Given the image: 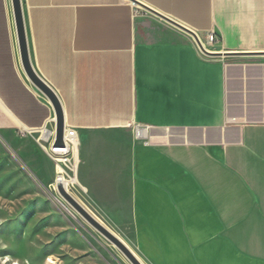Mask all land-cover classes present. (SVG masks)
<instances>
[{"label": "crops", "instance_id": "0c3cea01", "mask_svg": "<svg viewBox=\"0 0 264 264\" xmlns=\"http://www.w3.org/2000/svg\"><path fill=\"white\" fill-rule=\"evenodd\" d=\"M139 1L220 55L132 0H22L33 67L75 131L63 155L42 143L56 114L0 0V140L34 187L63 182L141 264H264V0ZM94 229L53 211L51 252L132 264Z\"/></svg>", "mask_w": 264, "mask_h": 264}, {"label": "rangeland", "instance_id": "374dc122", "mask_svg": "<svg viewBox=\"0 0 264 264\" xmlns=\"http://www.w3.org/2000/svg\"><path fill=\"white\" fill-rule=\"evenodd\" d=\"M25 136L27 134L18 132L19 138ZM42 143L49 146L52 141ZM18 167L26 170L28 181H35L36 177L24 166L17 147L0 140V264H81L80 257L72 263L73 258L67 262L65 253L51 252L49 217L58 210L62 216L94 227L61 196L56 186L45 189L39 185L34 187L33 183L24 185L19 181ZM106 240L110 248L119 250ZM49 257L54 263L47 260Z\"/></svg>", "mask_w": 264, "mask_h": 264}, {"label": "water", "instance_id": "95a60500", "mask_svg": "<svg viewBox=\"0 0 264 264\" xmlns=\"http://www.w3.org/2000/svg\"><path fill=\"white\" fill-rule=\"evenodd\" d=\"M135 4L145 8L146 10L168 20L169 22L181 27L182 29L189 32L194 36L201 50L206 55H220V53H214L209 50H206L199 38V36L193 30L186 28L182 24L176 22L175 20L155 11L149 6L143 4L139 0H132ZM12 8L15 20V28H16V37L17 44L19 50V58L21 62V66L23 71L27 75L30 82L37 87L51 102L53 109L56 114V127H55V138L53 140V145L57 147H63L65 145L64 142V134H65V118H64V110L59 100L57 94L53 91V89L37 74L35 71L33 64L31 62L29 47L27 42V34L25 28V19L23 13V5L22 0H12ZM58 192L61 196L71 205L73 206L81 216L98 232H100L103 236H105L109 241H111L127 258L132 264H141V262L134 256L131 250L112 232H110L107 228H105L94 216H92L85 208L82 206L67 190L63 182L59 181L56 185Z\"/></svg>", "mask_w": 264, "mask_h": 264}, {"label": "built area", "instance_id": "2783aa9c", "mask_svg": "<svg viewBox=\"0 0 264 264\" xmlns=\"http://www.w3.org/2000/svg\"><path fill=\"white\" fill-rule=\"evenodd\" d=\"M215 42H216L215 35L213 33H210L209 36H208V42L207 43L210 44V45H213ZM201 43H202L203 47L206 50H208L207 44L204 43L202 40H201ZM199 48H200V46H199ZM201 52L204 54V52L202 50H201ZM64 142H65V145L63 147H57V146L52 145V149H53L52 152L60 153L61 150H59V149L64 150V152L65 151L69 152L70 149H71V146L75 143V131L74 130L65 129ZM52 143H53V141H52Z\"/></svg>", "mask_w": 264, "mask_h": 264}, {"label": "bare ground", "instance_id": "6f19581e", "mask_svg": "<svg viewBox=\"0 0 264 264\" xmlns=\"http://www.w3.org/2000/svg\"><path fill=\"white\" fill-rule=\"evenodd\" d=\"M11 13H13V9H12V12ZM12 18H13V16H12ZM16 31V30H15ZM53 145V144H52ZM53 150V149H52ZM59 150H61L60 151V154H66L67 153V151H65L64 152V150H62V149H59ZM57 153V152H56ZM60 179V178H59ZM47 260L49 261V262H53L54 263V261L49 257V258H47Z\"/></svg>", "mask_w": 264, "mask_h": 264}]
</instances>
